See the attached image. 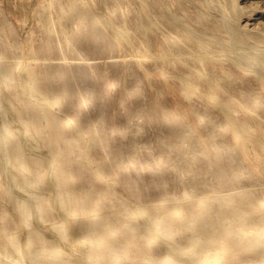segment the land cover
<instances>
[{
  "label": "rangeland",
  "instance_id": "374dc122",
  "mask_svg": "<svg viewBox=\"0 0 264 264\" xmlns=\"http://www.w3.org/2000/svg\"><path fill=\"white\" fill-rule=\"evenodd\" d=\"M60 1L0 0V264H264V0Z\"/></svg>",
  "mask_w": 264,
  "mask_h": 264
},
{
  "label": "bare ground",
  "instance_id": "6f19581e",
  "mask_svg": "<svg viewBox=\"0 0 264 264\" xmlns=\"http://www.w3.org/2000/svg\"><path fill=\"white\" fill-rule=\"evenodd\" d=\"M101 1L102 0H86L85 3H83V5H78L74 0L73 1L69 0V1H60L59 3L56 2V4H57L58 9L61 12H63V11L69 12L71 9H77L75 7H78V8H81V7L82 8L83 7L84 8H87V12H89L92 8L94 9L97 6H100L101 5ZM45 95L50 96L51 93L47 91L45 93ZM45 95H44V97H45ZM43 99H45V98H43ZM62 180H63V178H60L59 181L62 182ZM63 188H65V187H63ZM61 196H62L63 199L69 200V199H71L73 197V193L71 191H69L68 189L65 188V189L62 190ZM91 197H93V196H91ZM73 199L74 198H72V200ZM228 204L233 209L232 210V213H234L236 211H239L240 215H244V214L246 215V213H248L249 211L251 212L253 210V200H252V198H251L250 195H246V194L243 195V196H240V197L233 198V199L229 200L228 201ZM220 208H222V207L219 206L218 207V210ZM220 213H221V211H220ZM230 215L231 214L227 213V216H230ZM204 220H207V218L204 219ZM106 223L107 222H104V220H101L100 218H97L96 224L93 226L94 231H92V232H95V230L98 231V230L104 229V227L106 226ZM184 223L185 222H182V224L184 226H186V227L189 226L190 227V231H192V234L194 236L196 235V238H194L195 241H196V252L199 253V254L203 253L204 250H205V245H206L205 244V239L206 238L207 239H210V240H213V239L214 240H218V238H219V235L216 232L210 231L211 230L210 229V225L209 226L207 224L205 226H203L202 224L197 225L196 224L197 222H195L194 220L193 221L191 220L188 223L186 222L185 224ZM185 233H186V231H185ZM9 244H10V247H13V243L12 242H9ZM111 250L112 249H110L108 252L110 253ZM39 252H41V251H39ZM253 252L256 253L257 255L264 256V251H262L260 248H256V247L253 246ZM53 253H54V255H57V254H55L54 251H53ZM53 253H52V255H53ZM42 255L34 256V257L37 258L36 260L39 262V264H63L62 262H59L58 259L55 258V257H53V256L52 257H46V258H44ZM58 256H60V255H58ZM136 260H134V261H136ZM0 262L1 263H7L8 262V257L5 256V255L0 256ZM15 263H17V262H15Z\"/></svg>",
  "mask_w": 264,
  "mask_h": 264
}]
</instances>
